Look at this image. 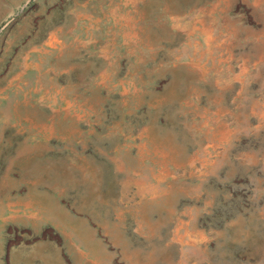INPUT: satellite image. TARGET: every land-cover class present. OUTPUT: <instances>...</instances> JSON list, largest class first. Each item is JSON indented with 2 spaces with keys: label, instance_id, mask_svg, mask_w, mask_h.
<instances>
[{
  "label": "rangeland",
  "instance_id": "obj_1",
  "mask_svg": "<svg viewBox=\"0 0 264 264\" xmlns=\"http://www.w3.org/2000/svg\"><path fill=\"white\" fill-rule=\"evenodd\" d=\"M0 93V264H264V0H0Z\"/></svg>",
  "mask_w": 264,
  "mask_h": 264
},
{
  "label": "bare ground",
  "instance_id": "obj_2",
  "mask_svg": "<svg viewBox=\"0 0 264 264\" xmlns=\"http://www.w3.org/2000/svg\"><path fill=\"white\" fill-rule=\"evenodd\" d=\"M25 66H24V69H26V67H27V63H26V60H25ZM21 75V74H20ZM6 97L4 96V97H1V93H0V116H2L3 115V112L1 111V104H2V101L5 99ZM2 118H3V116H2ZM33 128V127H32ZM2 129V128H1ZM2 136V133L0 134V137ZM28 137H30L29 135H28ZM10 170H12V169H10ZM12 173H13V171H12ZM14 175V174H13ZM14 207V204L13 203H10V210H12V208Z\"/></svg>",
  "mask_w": 264,
  "mask_h": 264
},
{
  "label": "crops",
  "instance_id": "obj_3",
  "mask_svg": "<svg viewBox=\"0 0 264 264\" xmlns=\"http://www.w3.org/2000/svg\"><path fill=\"white\" fill-rule=\"evenodd\" d=\"M11 212H14V207L12 208Z\"/></svg>",
  "mask_w": 264,
  "mask_h": 264
}]
</instances>
